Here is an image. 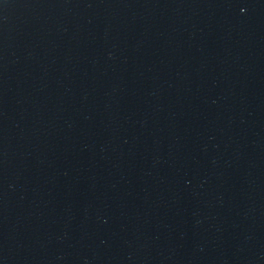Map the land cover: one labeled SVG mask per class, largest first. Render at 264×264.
Returning a JSON list of instances; mask_svg holds the SVG:
<instances>
[{
    "label": "water",
    "instance_id": "1",
    "mask_svg": "<svg viewBox=\"0 0 264 264\" xmlns=\"http://www.w3.org/2000/svg\"><path fill=\"white\" fill-rule=\"evenodd\" d=\"M0 264H264V0H0Z\"/></svg>",
    "mask_w": 264,
    "mask_h": 264
}]
</instances>
